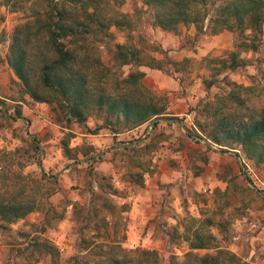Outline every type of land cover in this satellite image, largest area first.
Here are the masks:
<instances>
[{
  "label": "rangeland",
  "instance_id": "1",
  "mask_svg": "<svg viewBox=\"0 0 264 264\" xmlns=\"http://www.w3.org/2000/svg\"><path fill=\"white\" fill-rule=\"evenodd\" d=\"M13 2L0 0V173H17L30 182L26 193L48 205L0 230V264H51L33 251L36 237L56 248V264L84 256L96 260L114 247L129 258L153 251L159 264L222 251L226 264L229 254L235 264H264V165L247 159L240 147L204 139L198 127L205 121L202 106L230 89L222 82L209 88L206 81L213 80L209 60L234 50L233 33L204 28L197 34L192 25L164 31L142 0L109 10L126 14L132 30L111 26L108 36L93 38L92 55L109 69L110 82L142 71L144 86L165 103L164 117L173 118L114 134L97 129L103 117L94 111L84 123L67 122L59 106L35 102L24 92L6 58L14 30L45 4L31 0L22 8ZM116 44L142 50L143 61L150 60L147 46H154L169 61L160 70L117 67ZM239 54L244 65L215 78L262 86L264 23L258 50ZM193 232L212 236L207 248H190ZM83 238L91 242L87 250Z\"/></svg>",
  "mask_w": 264,
  "mask_h": 264
},
{
  "label": "trees",
  "instance_id": "2",
  "mask_svg": "<svg viewBox=\"0 0 264 264\" xmlns=\"http://www.w3.org/2000/svg\"><path fill=\"white\" fill-rule=\"evenodd\" d=\"M30 1L17 0L12 5L23 8ZM142 1L153 12V24L164 31L192 25L197 34L203 33L204 28L212 34L223 30L233 33L234 50L224 53L225 58L209 60L213 80L206 81L209 88L222 82L230 89L202 106L201 115L205 121L198 127L204 139L221 147H240L247 159L258 166L264 165V84L241 86L229 82L226 76L221 80L215 78L221 72L234 71L244 65L240 51L258 50L264 23V0ZM43 2L45 7L42 11L33 10V19L14 30L6 58L31 99L56 104L67 122L84 123L88 112L94 111L103 117V123L97 129L106 128L114 134L163 119L165 103L144 86L142 79L145 74L142 71H132L125 78L115 77L110 82L109 69L92 55L93 38L99 34L108 36L111 26L132 30L133 24L126 14L117 12L114 16L109 12L113 7L123 5L125 0ZM147 49L150 60L143 61L142 50L132 45L116 44L115 65L163 69L164 61H169L166 53L150 45ZM16 115L21 117L19 111ZM32 145L38 151L34 141ZM137 176L141 178L139 174H131L132 178ZM29 183L17 173L9 176L0 173V230H10V225L48 205L40 204L26 193ZM211 238L210 235L193 232L189 246L191 249H205ZM82 243L83 250L91 247V242L84 238ZM30 245L33 251L47 256L51 264H56V248L46 239L36 237ZM112 251L96 260L85 259L86 256L82 257L83 261L73 259L74 264H159L153 251H142L132 258L114 252L117 251L115 247ZM222 254L227 252H219L215 257L187 254L181 263L171 261L170 264H226ZM228 260L230 264L237 262L231 254Z\"/></svg>",
  "mask_w": 264,
  "mask_h": 264
},
{
  "label": "water",
  "instance_id": "3",
  "mask_svg": "<svg viewBox=\"0 0 264 264\" xmlns=\"http://www.w3.org/2000/svg\"><path fill=\"white\" fill-rule=\"evenodd\" d=\"M153 122H155V120H153ZM205 142H208L207 140H204ZM105 152V151H104ZM104 152H101L99 154H91L89 156H87L86 158H94V157H99L101 156V154H103Z\"/></svg>",
  "mask_w": 264,
  "mask_h": 264
}]
</instances>
